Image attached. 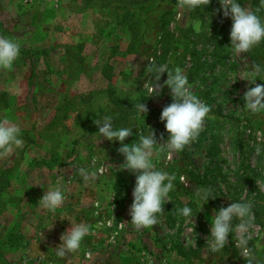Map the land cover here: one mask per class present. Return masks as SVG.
<instances>
[{
	"label": "rangeland",
	"instance_id": "374dc122",
	"mask_svg": "<svg viewBox=\"0 0 264 264\" xmlns=\"http://www.w3.org/2000/svg\"><path fill=\"white\" fill-rule=\"evenodd\" d=\"M151 7L0 0V264H264V0Z\"/></svg>",
	"mask_w": 264,
	"mask_h": 264
},
{
	"label": "trees",
	"instance_id": "16d2710c",
	"mask_svg": "<svg viewBox=\"0 0 264 264\" xmlns=\"http://www.w3.org/2000/svg\"><path fill=\"white\" fill-rule=\"evenodd\" d=\"M87 1H88V3H90L92 0H87ZM102 1H103V4H105L108 7L113 9L112 13L115 15L117 23H122V24L128 23L132 27H134L137 23H139V20L136 17L138 15V13H140V10L145 9V13H149V10H151V8H152L151 3L154 2V0H142L144 3H147V5H145L146 8H140V7H137L138 4L140 3L139 0H102ZM18 17L22 18V15H19ZM162 17H163V15H162ZM21 21H22V19H21ZM25 29H26V27H25ZM137 30L140 31L141 29H139V27H137L136 32H137ZM142 34H143V32H141V35ZM134 38L140 40L142 37H134ZM29 48L30 47H26L25 49L29 51ZM36 52L37 53H40V52L47 53L46 49H40V50L37 49ZM117 108H119L121 111H124V113H128L131 110V107L129 105H121V107H117ZM0 180L2 181L0 183L1 199L8 196L9 200H7V201H9V202H10V200L12 201L13 197L11 196V193H10V184H12L11 178L8 177L5 180L4 177L3 178L0 177ZM4 202L5 201H3V203ZM9 238H11V239H9ZM3 240L6 242V244L8 242H12V243L14 242L13 246L15 248H18V246H20V241L16 238L14 239L13 230L10 231L9 233H7L4 236ZM0 245H1L0 246V249H1L0 254H4L2 251L5 250V248H4L3 244H0Z\"/></svg>",
	"mask_w": 264,
	"mask_h": 264
},
{
	"label": "crops",
	"instance_id": "0c3cea01",
	"mask_svg": "<svg viewBox=\"0 0 264 264\" xmlns=\"http://www.w3.org/2000/svg\"><path fill=\"white\" fill-rule=\"evenodd\" d=\"M32 242L31 244H29V245H31V246H33V247H35L36 245H35V243H36V241L35 240H30L29 239V242ZM32 251V250H31ZM33 252V251H32ZM96 257H97V255H96V252H94V253H92V258H91V260H92V264H110L111 262H110V259H109V262L110 263H101V262H98V260L96 259ZM79 260H80V258H79Z\"/></svg>",
	"mask_w": 264,
	"mask_h": 264
}]
</instances>
